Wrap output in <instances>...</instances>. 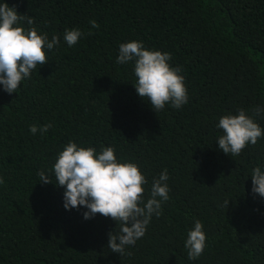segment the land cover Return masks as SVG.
Instances as JSON below:
<instances>
[{"label":"trees","instance_id":"16d2710c","mask_svg":"<svg viewBox=\"0 0 264 264\" xmlns=\"http://www.w3.org/2000/svg\"><path fill=\"white\" fill-rule=\"evenodd\" d=\"M6 3L61 41L18 94L0 87V264H264V197L252 193L250 177L264 164V139L230 157L216 144L215 126L237 108L264 104V0ZM72 28L84 36L69 47L63 33ZM132 40L171 54L188 104L155 113L138 96L132 64L116 63L119 45ZM45 124L47 133L29 131ZM70 140L97 151L113 146L118 158L138 163L146 198L153 177L168 170L162 214L122 256L107 247L119 230L111 217L65 210L54 176L39 182ZM194 219L206 247L190 261L184 240Z\"/></svg>","mask_w":264,"mask_h":264},{"label":"clouds","instance_id":"9594fccd","mask_svg":"<svg viewBox=\"0 0 264 264\" xmlns=\"http://www.w3.org/2000/svg\"><path fill=\"white\" fill-rule=\"evenodd\" d=\"M30 27L25 28L24 23ZM92 28L99 25L89 22ZM33 19L18 13L6 0H0V87L8 94L17 93L23 81L32 78L37 66L48 62L46 53L59 46L60 35L32 27ZM84 33L79 28L65 29L63 40L75 46ZM168 52L149 49L143 41L132 40L119 45L116 63L132 64L136 93L147 102L155 113L169 105L180 109L189 102L185 77L180 66H173ZM264 119V104L254 109L237 108L235 113L222 115L215 125L222 130L216 138L219 150L230 157L239 156L248 145H256L264 139V128L257 122ZM51 124L38 127L31 125L29 131L47 133ZM39 182L53 183L63 187V207L72 210L84 207V219L101 214L111 217L118 231L109 233L107 247L113 253L124 255L126 248L142 239L153 217L162 214V205L169 200L168 170L153 177L150 192L145 197L148 180L138 163L118 158L113 146H83L68 141L58 152L51 172L38 173ZM252 193L264 197V164L251 171ZM0 177V184H3ZM229 202H226L228 206ZM206 247L204 225L194 219L184 240V248L190 261L197 260Z\"/></svg>","mask_w":264,"mask_h":264}]
</instances>
